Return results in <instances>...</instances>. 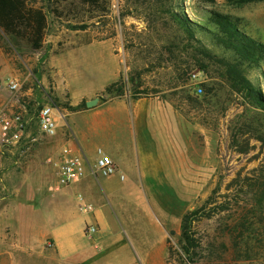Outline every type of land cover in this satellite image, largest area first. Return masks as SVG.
Segmentation results:
<instances>
[{"label":"rangeland","instance_id":"obj_1","mask_svg":"<svg viewBox=\"0 0 264 264\" xmlns=\"http://www.w3.org/2000/svg\"><path fill=\"white\" fill-rule=\"evenodd\" d=\"M18 1L0 0V48L11 65L23 67V87L32 86L36 99L25 102L20 91L14 96L6 85L0 89V111L19 97L27 105L28 121L37 127L41 109L51 105L63 132L75 121L83 132L96 121L94 110H124L127 104L132 115L125 111L118 121V143L132 147L135 158L140 155L128 186L133 194L140 192V206L146 205L168 229L165 264H184L183 216L209 198L214 203L207 205V215L200 213L193 220L201 244L194 264H264V201L261 208L252 207L249 192V183L264 176V145L253 140L249 153H239L238 143L247 136L239 141L233 137L239 129L236 123L256 104L246 92L234 93L230 84L207 93L214 82L226 80L213 68L186 64L180 70L170 48L176 42L178 19L217 30L212 11L230 16L243 35L264 44V0ZM198 37L212 41L206 32ZM245 63L248 78L264 96V59L258 65L249 59ZM194 73L200 74L198 81L192 78ZM2 78L4 84L13 79L10 74ZM76 99L82 100L80 104ZM92 100L96 103L89 106ZM65 144L58 145L59 152ZM6 148H0V173L9 169V175H17ZM27 152L22 153V162ZM17 168L33 181L40 165L21 163ZM45 177L38 173V178ZM238 219L242 251L251 245L245 261L223 245L233 244L236 233L231 237L225 229Z\"/></svg>","mask_w":264,"mask_h":264},{"label":"crops","instance_id":"obj_2","mask_svg":"<svg viewBox=\"0 0 264 264\" xmlns=\"http://www.w3.org/2000/svg\"><path fill=\"white\" fill-rule=\"evenodd\" d=\"M18 29L20 34L24 33L21 26ZM21 63L30 69L27 63L22 60ZM22 70L23 67L15 63L11 65L0 48V89L5 90L10 83L4 84L2 76L10 74L13 77L10 81L21 80ZM27 82H30L29 78ZM20 96L25 102L36 99L30 85L22 88ZM81 101L76 99L77 103ZM124 107V110H94L96 121L86 125L85 132L77 121L73 126L69 124L65 132L59 123L56 136H48L40 125L30 124L27 114L22 141L5 150L13 155L12 163L18 174L9 175V169L0 173V264L166 263L170 245L168 229L146 205L140 206V192L133 194V189L128 186L135 166L140 164V155L137 153L135 158L132 147L126 149L118 143V131L121 130L118 121L128 111L132 115L131 107L129 109L127 104ZM43 138L54 139L41 142ZM63 142L83 150L90 164L89 170L96 162L97 150L102 148L113 157L119 171L104 176L91 170L81 182L54 189L51 184L54 167L48 160L58 158V145ZM25 150L28 152L22 162L20 157ZM21 163L40 165L33 172V181L28 173L18 170ZM38 173L46 177L40 179ZM80 196L92 205L93 210H80ZM166 215L174 214L167 212ZM89 225H95L97 231L87 234Z\"/></svg>","mask_w":264,"mask_h":264},{"label":"trees","instance_id":"obj_3","mask_svg":"<svg viewBox=\"0 0 264 264\" xmlns=\"http://www.w3.org/2000/svg\"><path fill=\"white\" fill-rule=\"evenodd\" d=\"M237 1L238 3H249L261 0ZM211 18L213 23L216 24L217 30L210 29L202 23H192L188 18L186 21L181 22L178 19L176 21L177 29L173 34L176 42L170 47L171 53L179 63L180 70L186 64L204 70L213 68L217 75L226 80L214 82V86L211 89L209 88L207 93L211 94L212 90L221 89L223 85L229 86L230 84L229 88L234 93L246 92L247 98L256 104L254 108H247L246 113L241 116L242 122L236 123L239 128L238 132L233 134V137L238 138V141L240 137L247 136L243 142L238 143V152L249 153L253 149V145H251L253 140L259 141L264 145V96L248 78L246 71L248 64L245 63V60L249 59L258 65L264 59V44L243 35L236 28V24L230 16L212 11ZM73 28H77V26H73ZM203 32L209 33L212 41L198 37ZM218 49H222L223 53L217 51ZM245 52H248V55ZM183 56H186L188 60H185ZM118 91L123 94L124 89L119 88ZM249 188L252 207L261 208L264 201V176L253 183H249ZM211 200L213 201L212 198L207 199L204 206L187 211L183 216L182 237L184 244L182 248L185 254L184 264L195 263L193 256L197 254L201 244L193 230V220L200 213L207 215L208 211L206 208ZM228 226L225 229V233L231 237L236 233V238L233 244H226L223 241V245L227 248V252H234L239 260H247L250 257L251 245H247L245 247L246 250L242 251V241L237 236L243 229H241V219L235 222L234 227L229 228ZM243 238L247 239V244H250L248 237L244 236ZM209 254L214 256L215 252L211 250ZM214 264H219V262Z\"/></svg>","mask_w":264,"mask_h":264},{"label":"built area","instance_id":"obj_4","mask_svg":"<svg viewBox=\"0 0 264 264\" xmlns=\"http://www.w3.org/2000/svg\"><path fill=\"white\" fill-rule=\"evenodd\" d=\"M199 73H194L192 78L199 80ZM24 81L14 79L10 81L8 89L17 95L24 86ZM203 92V88L199 87ZM27 105L19 97L7 102L0 111V148L13 146L20 142L24 136L27 127ZM40 127L48 136H56L58 133V122L56 110L51 105H46L40 112ZM97 159L94 166L89 170L90 164L83 150L72 144H65L60 150L57 159H49L48 162L54 167L51 175V184L54 189L60 190L64 187L81 182L92 170L95 174L112 176L119 171L118 165L113 157L107 154L102 148L97 150ZM80 210L89 212L93 210L92 205L85 202V199L79 197ZM97 231L95 225L87 226V234H93Z\"/></svg>","mask_w":264,"mask_h":264},{"label":"water","instance_id":"obj_5","mask_svg":"<svg viewBox=\"0 0 264 264\" xmlns=\"http://www.w3.org/2000/svg\"><path fill=\"white\" fill-rule=\"evenodd\" d=\"M95 103H96V100H92V101L88 102V105H89V106H92V105L95 104Z\"/></svg>","mask_w":264,"mask_h":264}]
</instances>
